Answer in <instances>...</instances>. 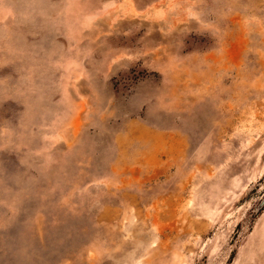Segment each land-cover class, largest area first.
<instances>
[{
  "label": "rangeland",
  "instance_id": "374dc122",
  "mask_svg": "<svg viewBox=\"0 0 264 264\" xmlns=\"http://www.w3.org/2000/svg\"><path fill=\"white\" fill-rule=\"evenodd\" d=\"M0 264H264V0H0Z\"/></svg>",
  "mask_w": 264,
  "mask_h": 264
},
{
  "label": "bare ground",
  "instance_id": "6f19581e",
  "mask_svg": "<svg viewBox=\"0 0 264 264\" xmlns=\"http://www.w3.org/2000/svg\"><path fill=\"white\" fill-rule=\"evenodd\" d=\"M169 16V15H168Z\"/></svg>",
  "mask_w": 264,
  "mask_h": 264
}]
</instances>
